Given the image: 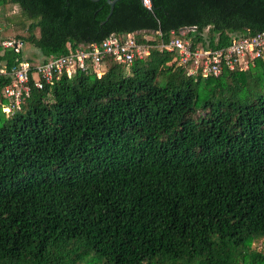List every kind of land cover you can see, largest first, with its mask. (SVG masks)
I'll use <instances>...</instances> for the list:
<instances>
[{
    "label": "trees",
    "instance_id": "1",
    "mask_svg": "<svg viewBox=\"0 0 264 264\" xmlns=\"http://www.w3.org/2000/svg\"><path fill=\"white\" fill-rule=\"evenodd\" d=\"M7 4L44 58L0 46V264H264V56L204 76L163 46L264 31V0H118L108 20L107 0ZM136 31L150 52L130 66L106 56L3 110V69Z\"/></svg>",
    "mask_w": 264,
    "mask_h": 264
},
{
    "label": "built area",
    "instance_id": "2",
    "mask_svg": "<svg viewBox=\"0 0 264 264\" xmlns=\"http://www.w3.org/2000/svg\"><path fill=\"white\" fill-rule=\"evenodd\" d=\"M144 2L150 6L148 0ZM188 31L189 28H181L180 32L163 46L168 50L177 51L179 64L185 66L190 74L218 76L226 68L246 70L256 59L264 56V31L236 36L228 46L218 49L193 46L192 41L187 38ZM139 37L146 38L147 35L142 31L132 34L113 33L101 43L81 46L46 62L32 66L30 62L23 60L10 70L3 69L2 71L9 72L13 76L12 83L4 88V94L11 100V104L3 107V110L7 114L12 113L30 96L33 86L43 88L48 83H54L64 73L72 75L77 67L83 69L92 67L94 72L102 74L103 59L106 56L130 66L135 59L142 58L150 52V48L140 42ZM0 46L20 53L24 48V42L16 37H0Z\"/></svg>",
    "mask_w": 264,
    "mask_h": 264
},
{
    "label": "rangeland",
    "instance_id": "3",
    "mask_svg": "<svg viewBox=\"0 0 264 264\" xmlns=\"http://www.w3.org/2000/svg\"><path fill=\"white\" fill-rule=\"evenodd\" d=\"M31 21L26 19L22 14L19 7L7 4L0 8V36L2 37H15V36H27L29 34L27 26ZM31 51L38 52V55L32 54L36 57V60L40 61L44 57L40 50L30 43L26 42L23 53L28 56Z\"/></svg>",
    "mask_w": 264,
    "mask_h": 264
},
{
    "label": "water",
    "instance_id": "4",
    "mask_svg": "<svg viewBox=\"0 0 264 264\" xmlns=\"http://www.w3.org/2000/svg\"><path fill=\"white\" fill-rule=\"evenodd\" d=\"M93 1H97V0H93ZM107 1L109 2L110 6H111V10H110V13H109V15H108V17H107L106 20H108V18H109L110 15L112 14L113 9H114V6H115V4H116V2H117L118 0H107ZM148 1L150 2V4H152V2H153V0H148ZM106 20H105V21H102V23L106 22Z\"/></svg>",
    "mask_w": 264,
    "mask_h": 264
}]
</instances>
